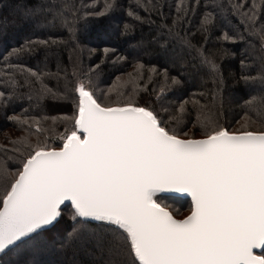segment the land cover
<instances>
[{
  "label": "trees",
  "instance_id": "16d2710c",
  "mask_svg": "<svg viewBox=\"0 0 264 264\" xmlns=\"http://www.w3.org/2000/svg\"><path fill=\"white\" fill-rule=\"evenodd\" d=\"M79 84L101 106L147 108L178 137L264 131V0H0V206L36 146L60 148L75 130ZM73 212L0 264H138L110 247L115 226Z\"/></svg>",
  "mask_w": 264,
  "mask_h": 264
},
{
  "label": "snow or ice",
  "instance_id": "6c2138e0",
  "mask_svg": "<svg viewBox=\"0 0 264 264\" xmlns=\"http://www.w3.org/2000/svg\"><path fill=\"white\" fill-rule=\"evenodd\" d=\"M77 92L75 130L59 150L36 146L3 196L0 252L70 201L73 218L115 226L110 247L127 245L138 264H264V133L178 139L147 108ZM161 193L189 196L190 215L174 219Z\"/></svg>",
  "mask_w": 264,
  "mask_h": 264
},
{
  "label": "water",
  "instance_id": "95a60500",
  "mask_svg": "<svg viewBox=\"0 0 264 264\" xmlns=\"http://www.w3.org/2000/svg\"><path fill=\"white\" fill-rule=\"evenodd\" d=\"M80 85H82V84H79L78 86H80ZM78 86H77V88H78ZM86 91H89L88 89H85ZM90 92V91H89ZM91 93V92H90ZM77 96H78V100H79V93L77 92ZM94 98V97H93ZM122 106H124V105H122ZM135 106V105H134ZM111 107H116V106H111ZM137 107H140V106H137ZM77 114H78V112H77ZM224 130H226V129H224ZM227 131V130H226ZM252 132V131H251ZM230 134H238V133H242V132H238V133H231V132H229ZM254 133H264V131L263 132H254ZM177 138L178 139H204V138H206V137H200V138H181V137H178L177 136ZM62 146H63V144H62ZM62 146L60 147V148H62ZM60 148H56V149H54V150H59ZM21 170H22V168H21ZM18 176V175H17ZM17 178V177H16ZM15 181V180H14ZM9 190H10V188H9ZM158 195H162V196H174V197H182V198H187V199H189L190 200V203H191V198L189 197V196H187L186 194H180V193H161V194H158ZM67 205H70L71 206V202L70 201H65L64 202V204H62L61 205V208H60V211H61V209L64 207V206H67ZM0 207H2V203H1V206ZM167 210H169L168 208H166ZM74 211V210H73ZM170 211V210H169ZM171 212V211H170ZM190 212H191V210H190ZM190 212L186 215V216H188V215H190ZM185 216V217H186ZM185 217H183V218H176L174 215H173V218L174 219H177V220H182V219H184ZM59 218L60 217H58V219H57V221L59 220ZM82 220H87V221H96V220H93V219H91V218H88V219H85V218H81ZM57 221H55L54 222V224L57 222ZM102 222H104V221H102ZM107 223V222H106ZM53 224V225H54ZM53 225H49V226H45L44 228H42V229H39V230H37V232H39V231H42V230H45V229H49V228H51ZM31 235H33V234H30L29 236H31ZM26 238H28V237H26ZM26 238H22L20 241H18L15 245H17L18 243H20L21 241H23V240H25ZM15 245H11V246H9L7 249H5L4 250V252H0V256L1 255H3L6 251H8L9 249H11L12 247H14ZM254 252L256 253V254H260V250L259 249H256V250H254Z\"/></svg>",
  "mask_w": 264,
  "mask_h": 264
},
{
  "label": "rangeland",
  "instance_id": "374dc122",
  "mask_svg": "<svg viewBox=\"0 0 264 264\" xmlns=\"http://www.w3.org/2000/svg\"><path fill=\"white\" fill-rule=\"evenodd\" d=\"M36 30H45L43 27H36L35 28ZM251 88V92H256V91H261V86L259 85V84H257V85H254V86H251L250 87ZM241 132H244V131H241ZM257 132V131H256ZM260 132H263V131H260ZM231 133H238V132H231ZM182 138V137H181ZM192 138V137H191ZM190 212V211H189ZM188 212V213H189ZM188 213H186V215L188 214ZM183 215V214H182ZM186 215H183L182 217H177L176 215H174L176 218H183V217H185Z\"/></svg>",
  "mask_w": 264,
  "mask_h": 264
}]
</instances>
